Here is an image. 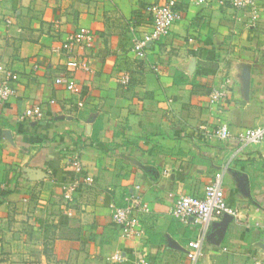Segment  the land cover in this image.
I'll return each instance as SVG.
<instances>
[{
	"label": "crops",
	"instance_id": "1",
	"mask_svg": "<svg viewBox=\"0 0 264 264\" xmlns=\"http://www.w3.org/2000/svg\"><path fill=\"white\" fill-rule=\"evenodd\" d=\"M165 1L0 0V66L18 75L17 95L0 103V264H111L117 251L125 264H190L187 244L202 235L206 264H264L254 225L264 222V145L238 139L264 125V0L255 26L226 0H176L183 18L138 60L132 35L151 28L145 7ZM79 27L95 46L55 54ZM214 88L226 90L217 104ZM35 106L42 118L29 113ZM222 124L229 139L212 135ZM219 172L240 219L202 233L171 215L177 197H203ZM77 181L68 203L63 185ZM138 184L151 211L143 235L126 237L112 213Z\"/></svg>",
	"mask_w": 264,
	"mask_h": 264
},
{
	"label": "built area",
	"instance_id": "2",
	"mask_svg": "<svg viewBox=\"0 0 264 264\" xmlns=\"http://www.w3.org/2000/svg\"><path fill=\"white\" fill-rule=\"evenodd\" d=\"M6 1V0H1ZM196 4H205L208 0H189ZM228 4L237 10L247 11L249 14L248 24L255 26L260 18L261 7L257 0H226ZM151 19V28L148 31L138 34L134 31L132 35L131 53L138 60H146L148 49L151 44L158 42L168 36L173 25L183 18L182 11L178 8L176 0H167L163 3H153L145 7ZM11 23L10 19L6 21ZM96 42V34L89 28L79 27L77 30L67 36V38L52 47V51L57 55H63L75 48H93ZM79 66L86 71L90 70V62L88 59L79 61ZM154 71H158L157 64L151 65ZM0 70L4 74L0 77V103H6L14 98L17 93L16 82L18 75L11 70L0 66ZM58 84L65 83L70 91H76V82L73 79H65L63 77L56 78ZM119 82L128 86L131 83V75L124 73L119 77ZM226 96V90L214 88L209 95V102L217 104ZM81 105V104H80ZM30 114L37 118L43 117L41 106H35L29 111ZM213 136L221 140L232 137L230 128L225 125H218L212 132ZM238 139L242 144H263L264 145V125L250 127L244 129ZM71 166L76 172L84 170L81 158L77 154H72ZM87 184H93L94 179L88 176L84 180ZM78 181L73 184L63 185L64 198L69 202H73L74 194L77 191ZM149 203L144 199L141 185H136L124 195V204L116 207L112 213L113 222L120 227L122 233L126 237H141L143 230L141 228V216L150 213ZM241 210L228 203L223 188V173L219 172L215 175L213 181L206 187L203 197L193 195H180L174 201L171 207V215L188 226H199L202 233L206 232L209 225L219 218L229 216L240 219ZM256 227L264 229V222L257 221ZM203 235L189 241L187 244V255L190 264H206L203 260L204 244ZM109 261L111 264H125L128 260L126 256L117 251L113 254ZM134 264H152L146 258H138ZM260 264V261H257Z\"/></svg>",
	"mask_w": 264,
	"mask_h": 264
}]
</instances>
